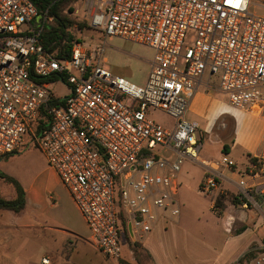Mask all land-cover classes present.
Masks as SVG:
<instances>
[{"label":"built area","instance_id":"obj_1","mask_svg":"<svg viewBox=\"0 0 264 264\" xmlns=\"http://www.w3.org/2000/svg\"><path fill=\"white\" fill-rule=\"evenodd\" d=\"M81 11L104 44L119 38L153 50L145 83L101 68L104 44L77 41L70 58H58L40 41L33 2L0 0V158L30 139L98 250L118 262L123 232L140 243L160 218H179L176 190L187 160L204 168L205 195L223 193L221 168H237L228 157L199 163L200 127L187 116L208 71L205 90L217 77L232 107L264 119V0H83ZM188 32L195 38L186 47ZM46 79L68 85L69 95L53 96ZM155 111L173 119L172 127L153 121ZM236 187L244 208L259 207L256 197L264 206V163L240 173ZM251 253L229 264H264V243Z\"/></svg>","mask_w":264,"mask_h":264},{"label":"rangeland","instance_id":"obj_2","mask_svg":"<svg viewBox=\"0 0 264 264\" xmlns=\"http://www.w3.org/2000/svg\"><path fill=\"white\" fill-rule=\"evenodd\" d=\"M82 1L63 4V15L68 16L73 22L69 31L74 34L75 39L77 38L78 41L85 42L89 48L102 47L104 43L101 36L89 29L87 20L81 11ZM76 8L79 11L77 14H75ZM41 19L43 23H53L47 16H42ZM38 20L39 18L36 22ZM194 38L195 34L188 32L185 46H191ZM104 47L105 49L99 62L101 68L108 70L118 77L125 78L131 83L137 85L145 83L154 56L152 49L119 38L107 40ZM209 79L210 75L207 71L203 81L207 83ZM45 81L48 83V88L53 96L61 98L69 95L70 89L65 83L50 79H46ZM210 82V89L207 92H204L203 88H199V92L209 95V98L202 100L197 106H193L192 108V103L190 104L189 120L190 118L199 117L204 122H208L207 117H213L221 105L220 102L225 101L219 90L217 77H212ZM196 95L193 100L196 98ZM150 117L153 121L164 127H172L173 125V119L160 111L150 112ZM206 124L202 123L199 125L200 128L197 134L199 141L202 143V149L198 158L199 163L221 160L224 143L231 144V140L234 139L233 119L225 118L224 120H220V122L218 121L210 132L204 131V125ZM3 157L0 159V170L2 172L19 181L25 189H34L43 196L46 195L51 203L53 202L45 191L47 185L50 183V167L47 165L40 150L32 144L30 139L24 142L18 155H6ZM231 157L235 158L238 163V169H245L247 163L246 156H243L240 151L235 150L234 155ZM205 177L206 172L198 163L187 160L183 164L178 178L179 188L176 190L181 209L180 228L184 232L195 236V239L201 240L208 245L209 252L206 255V259L209 264H229L233 260L229 261L228 255H223L224 239L227 236L224 233L222 216H218L217 210H214L217 215L212 213L210 206L212 202L215 205L216 199L221 198V196L224 197L226 207L233 205L243 206V202L240 199H236L238 193L237 188L234 186H231L229 191H223V193L218 192L217 194L216 192L212 195H205L202 192L201 185ZM60 190L63 193H61L62 198L58 201L60 203L59 208L52 212H46L43 215V219L49 225H53L52 221L57 219L66 223L69 226L68 230L77 232L83 237H88L89 233L85 229L84 220L76 218V205L68 198L67 190L64 187L63 190L60 187ZM57 192L60 194V191ZM16 196L17 193L13 185L0 178V198L11 200L15 199ZM255 200L259 204V207L255 204H248L247 208H243L251 209V215H254L257 221L262 220L263 222L264 206L259 202L258 197ZM236 201L238 202L237 204L235 203ZM260 207L261 209H258ZM31 208L22 211L18 215L16 214L21 218L22 222H27L30 219L34 221L35 217L38 216V213ZM9 214L13 216L11 212L0 210V264H44V258L50 259V264H112L103 257V254L88 239L76 237V234L69 235L65 240L62 250L56 251L54 245L60 248L63 242L62 237L60 238L58 235L48 233L43 227L25 230L18 228L19 226L17 228L9 227V225L6 226V217ZM142 244L143 242H131L128 235L123 232V252L126 254L127 259L121 261L119 264H128V258H133L136 264H150L148 256L141 249ZM45 248L50 249L48 251Z\"/></svg>","mask_w":264,"mask_h":264},{"label":"crops","instance_id":"obj_3","mask_svg":"<svg viewBox=\"0 0 264 264\" xmlns=\"http://www.w3.org/2000/svg\"><path fill=\"white\" fill-rule=\"evenodd\" d=\"M204 85L205 82L202 80L199 88H203L204 92H207ZM197 93L198 94L196 95V98L194 100L192 99L191 101V108L193 106H197V104L202 100L209 98V95L203 92H199V90ZM223 98L225 101L220 102L221 105L217 109V113L213 117H207L208 122H204V120L199 117L192 119L190 118V121L196 123L197 125L207 123L206 125H204V131L210 132L218 121L220 122V120H224L225 118L233 119L234 139L231 140V144L224 143L222 149V158L226 156L233 159L231 156H233L234 151L237 150L240 151L243 156H246L247 163L244 170L249 168L251 165L250 157L257 158L264 163V119L249 112H244L232 107L224 96ZM225 147L227 148V151H224ZM20 150L8 156L18 155ZM233 160H235V158ZM244 170L238 169V163L237 168L233 171H228L221 168L220 171L226 178V180L222 181L223 191H229L231 186L237 188L236 183L240 178V173H242ZM49 181L50 183L49 185H47L45 191L47 194H49V199L53 201L52 203L48 200L46 195L43 196L34 189H25L22 186L26 193V206L24 210L32 207L31 209H34L38 213V216L35 217L34 221L30 219L27 222H22L21 218L17 216V213L9 210H0L11 212V214L13 215H7L6 226L9 225V227L16 228L19 226L18 228L25 230H32L35 227H43L48 233L54 234L56 236L58 235L60 238L62 237L61 239L63 242L61 247L59 248L54 245L56 251H60L65 245V240L69 235L76 234V237L83 236L70 229L68 230L69 226L62 221H58L57 219H55L54 221H52L53 225H49L48 222L43 219V215L46 214V212H52L53 210H57L59 208L60 203H58V201L60 200V198H62L61 193H63L60 190V187L63 190V186L61 185L57 174L51 168L49 173ZM57 191H60V194H58ZM66 193L68 198L74 203L70 194L68 192ZM75 207L76 218L81 219L82 216L77 206ZM231 207H226L223 213L220 215L222 216L223 220V227L225 230L224 233L227 236L224 239L223 255H228L229 261L246 255L248 257L253 256L254 253L250 254V252L257 248L261 243H264V221H257L255 219V216L251 215L252 210L244 209L242 205H233ZM210 210L212 213L216 214L214 211V202H212ZM180 222L181 214L179 218L175 220L160 218L153 230L145 237L141 249L148 256V261L150 262V264H209L206 259V255L209 252L208 245L201 240L195 239V236L184 232L182 228H180ZM84 225L86 231L89 233V236L83 238L88 239L92 243V245L97 248L86 224ZM197 240L198 244L196 243ZM49 249L50 248H45V250L48 251ZM105 259L112 264H119L121 261L126 260L127 257L123 252V257L118 262L110 261L107 258ZM48 260L51 262L50 259ZM76 263L78 262L76 261ZM128 264H136V262L133 258H128Z\"/></svg>","mask_w":264,"mask_h":264},{"label":"trees","instance_id":"obj_4","mask_svg":"<svg viewBox=\"0 0 264 264\" xmlns=\"http://www.w3.org/2000/svg\"><path fill=\"white\" fill-rule=\"evenodd\" d=\"M40 12V16L51 18L53 23H43V29L40 37L41 43L55 53L60 59H68L71 57L72 48L77 38L69 31L73 22L64 16L62 12L63 4L67 2H77L79 0H31ZM49 116H45L37 128V134H41L47 129L49 124ZM227 151V148H224ZM1 159V158H0ZM252 165H261L263 162L257 158L250 157ZM0 178L4 179L7 183L13 185L16 190L17 196L15 199L5 200L0 198V209L13 211L17 214L21 213L26 206V193L22 185L13 177L3 173L0 170ZM236 199L239 198L236 196ZM238 203L237 201L235 202ZM226 208L224 197L217 198L215 201L214 209L217 210L218 215H221ZM125 227V224H123Z\"/></svg>","mask_w":264,"mask_h":264},{"label":"water","instance_id":"obj_5","mask_svg":"<svg viewBox=\"0 0 264 264\" xmlns=\"http://www.w3.org/2000/svg\"><path fill=\"white\" fill-rule=\"evenodd\" d=\"M129 232L131 233V229H130V226H129Z\"/></svg>","mask_w":264,"mask_h":264}]
</instances>
